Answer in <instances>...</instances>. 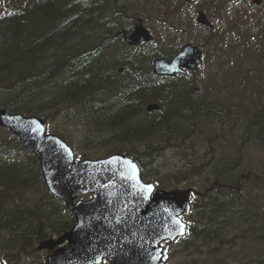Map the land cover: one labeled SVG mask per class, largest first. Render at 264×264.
I'll list each match as a JSON object with an SVG mask.
<instances>
[{"label":"trees","instance_id":"obj_1","mask_svg":"<svg viewBox=\"0 0 264 264\" xmlns=\"http://www.w3.org/2000/svg\"><path fill=\"white\" fill-rule=\"evenodd\" d=\"M128 8L123 0H0V108L44 117L51 122L56 115L60 116L62 127L53 131L66 140L64 132L86 126L84 142H136L146 146L150 142L142 154L134 148L121 151L137 163L139 157L151 159L157 154L155 150L161 153L169 144L175 152H182L186 141L195 135L187 121L200 118L210 121L215 116L206 106V98L200 99L197 106L187 99V94L192 97L193 90L169 94L171 83L177 79L149 74L152 59H169L178 47L170 55L173 48L162 53L157 41L126 48L118 33L132 29L120 24L128 16ZM212 34L206 39L207 50L221 52L227 45L214 47L216 40ZM242 42L245 49L250 50L249 43L253 42L262 51L256 58L258 75L252 85L255 88L252 99L257 104L241 107L244 121L240 141L264 150V35ZM231 48L237 49L233 45ZM112 60L119 62L115 65L125 67L116 81L109 80L104 69L105 62ZM171 98L177 103L164 106L165 100ZM151 103H158L161 109L146 114L144 107ZM219 108L229 119L230 113ZM87 155L83 153L81 159H87ZM237 163L233 160L231 165L225 160L215 164L213 173H216L208 178L210 188L206 186L201 192L194 188L201 203L192 205L187 234L182 239L186 247L199 243L200 248L206 249L204 253H211L220 244L215 242L220 236L219 225L231 213L248 228L258 225L259 212L246 210L241 203L240 187L237 190L234 184L242 187L251 181L250 173L243 172V177L236 172V179L228 178L239 166ZM193 165L189 162L183 168ZM263 181H256L258 188H264ZM27 187L39 193L37 202L29 206L21 204ZM190 187L184 183L182 188ZM167 189L177 188L173 185ZM73 224L64 204L44 189L35 158L24 152L11 135L0 140V251L34 252L37 242L52 236L46 233L48 229L62 234ZM255 243L264 245V224L255 235ZM193 250L196 252V248Z\"/></svg>","mask_w":264,"mask_h":264},{"label":"rangeland","instance_id":"obj_2","mask_svg":"<svg viewBox=\"0 0 264 264\" xmlns=\"http://www.w3.org/2000/svg\"><path fill=\"white\" fill-rule=\"evenodd\" d=\"M135 4H127L129 19L121 22L124 27H134L139 21L145 29L157 41L162 53H173L174 48H181L190 44L203 52L202 64L189 80L173 81L169 94L176 95L179 90H196L187 99L194 101L197 106L200 99H207L209 108L215 118L208 120L200 118L199 121L188 120L187 125L193 128L194 136L190 137L182 148V152H175L172 144H169L161 153L155 150L151 159L146 156L139 157L138 161L143 167V173L147 180L152 182L157 189H167L176 185L178 190H184V183L191 185L190 189H206L211 185L209 177L213 178L216 168L225 160L233 164L238 162L228 178H237V173L249 172L258 179H264V150L252 144H244L240 141L242 132V110L247 104L249 107L257 104L254 98L256 75H258L257 60L262 49L249 43L250 50L245 49L243 40H248L257 35H264V0L258 7L252 5L251 0H197V4L183 6L184 0H128ZM176 3V4H175ZM205 14L207 21L213 26V46L224 43L227 47L218 50H207L209 31L197 26L198 13ZM178 22L175 24L174 22ZM113 28V26H110ZM232 45L237 49L232 50ZM248 51L242 55L241 49ZM203 49V50H202ZM261 50V51H260ZM260 51V52H259ZM205 52V54H204ZM107 57V55H106ZM106 61V64L119 63ZM145 63L142 64V67ZM120 66L104 65L111 76H114ZM144 68V67H143ZM152 71L149 69V74ZM233 88L235 90H228ZM165 98L167 92L165 91ZM210 93V94H209ZM177 103L174 98L166 99L163 105ZM225 108L230 113V118L219 108ZM86 126H78L70 135V143L73 148H78L80 154L87 153V158L97 159L109 153L124 151L134 148L137 153H145L147 147L144 143L136 142H84ZM5 131L0 130V140ZM192 162V168H183L184 164ZM196 168V170H194ZM237 172V173H236ZM209 178V179H208ZM185 181V182H184ZM264 182V181H263ZM160 184L157 186L156 184ZM240 187L239 194L246 210L259 212L257 226L248 228L241 224L237 216L232 213L224 223L219 225L220 236L215 242L220 243L211 253H204L206 249L200 248L196 243L186 247L185 244L176 246L174 243L166 248L167 264H263L264 245L255 243V235L264 224V188H258L256 181H249ZM204 185V186H203ZM203 186V187H202ZM199 187H201L199 189ZM210 188V187H209ZM188 189V188H187ZM200 197L196 195L194 206L200 205ZM197 200V201H196ZM243 205V206H244ZM219 217V216H218ZM195 220V218H193ZM221 222L219 217V222ZM196 248V252L193 250ZM30 258H9L14 264H34L40 259L37 251L30 253ZM42 254V253H41ZM206 260V261H205Z\"/></svg>","mask_w":264,"mask_h":264},{"label":"water","instance_id":"obj_3","mask_svg":"<svg viewBox=\"0 0 264 264\" xmlns=\"http://www.w3.org/2000/svg\"><path fill=\"white\" fill-rule=\"evenodd\" d=\"M261 0H253L259 4ZM199 25L211 29L203 19ZM123 40L132 47L151 43L142 25ZM201 53L186 45L170 61L155 59L153 74L160 77L185 75L200 64ZM183 63V65H182ZM160 110L158 104L146 106L147 113ZM0 127L18 136L25 148L39 157L49 192L66 203L75 216L73 229L57 241L40 244L39 250H52L64 240L70 246L47 259V264H165L161 261L162 242L184 236L186 225L179 217L188 214L192 190H155L141 181L139 169L127 156L112 155L99 161L74 162L71 149L53 137H45V125L0 110ZM93 195L89 202H73Z\"/></svg>","mask_w":264,"mask_h":264},{"label":"bare ground","instance_id":"obj_4","mask_svg":"<svg viewBox=\"0 0 264 264\" xmlns=\"http://www.w3.org/2000/svg\"><path fill=\"white\" fill-rule=\"evenodd\" d=\"M200 17H201V14H199V18H198V20H197L198 23H199V19H200ZM203 19H204V21L206 22L207 25L211 26V24L207 21V19H205L204 16H203ZM155 76H157V75H155ZM157 77H160V76H157ZM0 110H5V109H1V108H0ZM5 111H7V110H5Z\"/></svg>","mask_w":264,"mask_h":264},{"label":"flooded vegetation","instance_id":"obj_5","mask_svg":"<svg viewBox=\"0 0 264 264\" xmlns=\"http://www.w3.org/2000/svg\"><path fill=\"white\" fill-rule=\"evenodd\" d=\"M198 15V17H197V20H198V18H199V14H197ZM205 17V16H204ZM205 19H206V17H205ZM197 20H196V22H197ZM198 23V22H197ZM160 78H162V77H160Z\"/></svg>","mask_w":264,"mask_h":264}]
</instances>
